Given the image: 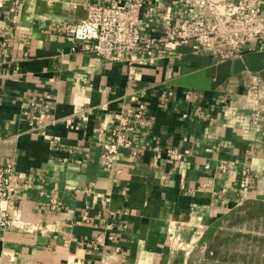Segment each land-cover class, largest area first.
Masks as SVG:
<instances>
[{"label": "crops", "instance_id": "crops-1", "mask_svg": "<svg viewBox=\"0 0 264 264\" xmlns=\"http://www.w3.org/2000/svg\"><path fill=\"white\" fill-rule=\"evenodd\" d=\"M128 2L0 0V162L15 163L22 226L0 233V264H191L228 216L264 208V37L232 60L191 46L114 64L73 52L69 24L91 5ZM144 2L145 41L176 33L194 10ZM140 105L149 125L135 131V160L119 151L115 174L104 145ZM170 148L189 155L170 161ZM107 225L114 239L95 247Z\"/></svg>", "mask_w": 264, "mask_h": 264}, {"label": "built area", "instance_id": "built-area-1", "mask_svg": "<svg viewBox=\"0 0 264 264\" xmlns=\"http://www.w3.org/2000/svg\"><path fill=\"white\" fill-rule=\"evenodd\" d=\"M189 1L193 12L185 18L177 32L169 36L145 41L143 21L150 18L154 10L145 13L144 0H129L126 4L108 6L91 5L84 20L66 27V36L73 44V52H90L111 64L131 63L136 52L160 45L170 52L191 46L195 53L215 52L220 60H232L240 58L252 41L264 37V0H223L220 3L214 0ZM18 7L19 1L13 11ZM43 99L51 104L54 98L51 93H47ZM145 109L144 105H140L136 111L123 112L111 133V139L104 145L102 163L115 174L120 171L117 156L121 149L131 152V160H135L138 155L133 136L138 127L149 125L144 117ZM166 154L174 162L188 156L189 152L170 148ZM18 179L15 163L0 162V233L22 228L20 222L11 215L17 200L15 188ZM51 203L53 208L58 207L55 200ZM88 219V216L84 217L85 221ZM106 230L97 238L95 247L104 246L106 239H114L109 233L113 225H107Z\"/></svg>", "mask_w": 264, "mask_h": 264}, {"label": "rangeland", "instance_id": "rangeland-1", "mask_svg": "<svg viewBox=\"0 0 264 264\" xmlns=\"http://www.w3.org/2000/svg\"><path fill=\"white\" fill-rule=\"evenodd\" d=\"M213 235L212 250L191 264H264V208L233 213Z\"/></svg>", "mask_w": 264, "mask_h": 264}]
</instances>
